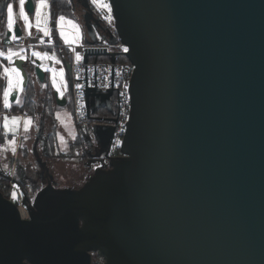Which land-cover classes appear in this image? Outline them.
Masks as SVG:
<instances>
[{
    "label": "water",
    "instance_id": "95a60500",
    "mask_svg": "<svg viewBox=\"0 0 264 264\" xmlns=\"http://www.w3.org/2000/svg\"><path fill=\"white\" fill-rule=\"evenodd\" d=\"M107 2L135 67L123 156L41 188L30 219L0 191V264H264V0ZM12 65L26 87L25 60Z\"/></svg>",
    "mask_w": 264,
    "mask_h": 264
},
{
    "label": "built area",
    "instance_id": "2783aa9c",
    "mask_svg": "<svg viewBox=\"0 0 264 264\" xmlns=\"http://www.w3.org/2000/svg\"><path fill=\"white\" fill-rule=\"evenodd\" d=\"M92 2V1H91ZM94 4V3H93ZM98 15L106 25L115 32V21L110 8L104 5L94 4ZM55 30V28H49ZM117 36V35H116ZM74 43L65 44L55 34L40 33L23 35L14 43L16 49H70V105L74 123L79 129L87 126H95L103 123L100 120L98 109L101 107V100L105 94L112 91L109 102L114 108L110 113L109 124L114 128L111 137V144L108 151L110 158L123 156L122 144L131 113L130 81L134 73V65L123 62L122 57L127 48L120 42L115 44L109 42L87 43L83 40L79 30L73 33ZM0 39V49L5 48ZM111 53H115L116 60L113 62ZM91 94L87 96V89ZM94 103L96 109H92ZM98 106V107H97ZM17 191L18 198L14 203L19 209L22 219H30L28 207L23 202L21 193Z\"/></svg>",
    "mask_w": 264,
    "mask_h": 264
},
{
    "label": "rangeland",
    "instance_id": "374dc122",
    "mask_svg": "<svg viewBox=\"0 0 264 264\" xmlns=\"http://www.w3.org/2000/svg\"><path fill=\"white\" fill-rule=\"evenodd\" d=\"M26 1V0H25ZM23 0L20 2V6L16 9L13 4L8 5L7 8V25L9 28H13L15 21H20V23L24 26V31L29 32L30 35L33 34L35 31L42 30L46 31L48 26L50 25L52 14L50 10V4L48 0H36L35 4V11L33 13H28L25 11L23 4H25ZM92 3L98 5H104L108 8L109 4L107 0H91ZM65 14V15H64ZM67 13H63L59 15L56 21L57 29L59 30V34L66 39L65 44L74 43L73 33L76 30H79L82 33L80 27H75L73 22L69 20V16ZM71 17V16H70ZM72 18H77L76 14L73 15ZM81 17L79 16V22ZM71 21V22H70ZM76 28V29H75ZM3 42V40H2ZM63 50H67L62 48ZM13 56H19L20 58L24 59L27 66L29 63L34 66L35 60H39L41 62L42 69L48 73V81L47 83L41 82L42 85L47 87H53L55 91L59 93L60 97L69 96L71 98V91H70V79L68 77V70L69 65L66 67L63 64V60L60 59L59 56L53 55L51 52L47 51V49H16L13 46L5 49H0V61L3 59H9ZM50 61L52 62V66H50ZM1 64V63H0ZM5 77L7 78V85L4 90V94L2 97L1 103L6 104L9 106L11 94L13 91H18V102H21L22 98L25 96V91L23 89V78L22 73L20 70L16 69L14 65L12 68H6L3 71ZM34 84L37 83L36 79L33 78ZM15 88V89H14ZM43 88V87H42ZM10 103V104H9ZM6 106V107H7ZM38 110V109H36ZM56 114L57 121L55 122L54 115L51 118H47V128L52 125L53 133L56 137V143L59 148H57V153H59L62 157L57 160L56 171L58 178L60 180V185H73L75 187H80L85 179L86 176L89 174V171H86V167L84 166V162L81 160H76L74 157L73 152V142L77 137V132H79L76 128V125L73 120L72 116V109L69 106H64L57 108L54 112ZM1 119L0 118V131H12V125L17 127L20 130V118L17 119L16 116L8 117V119L4 118L2 126L4 129L1 128ZM32 122V121H30ZM29 122V123H30ZM24 124H22L23 126ZM21 126V127H22ZM30 128V127H29ZM24 131L26 134L25 136L28 137L26 141L29 142L27 145L31 146L33 140V132L29 133L30 130ZM48 130V129H46ZM3 136L0 133V140H3ZM5 140L11 144V146L15 145L16 138L15 137H5ZM58 141V142H57ZM42 147V145H41ZM93 173V172H92ZM90 173L89 175H91ZM74 175L75 179H71L70 176ZM85 177V178H84ZM17 187H14L11 190L14 199L18 198V194L16 191Z\"/></svg>",
    "mask_w": 264,
    "mask_h": 264
},
{
    "label": "flooded vegetation",
    "instance_id": "af4514ba",
    "mask_svg": "<svg viewBox=\"0 0 264 264\" xmlns=\"http://www.w3.org/2000/svg\"><path fill=\"white\" fill-rule=\"evenodd\" d=\"M75 3L77 5L80 4V2L78 1H76ZM23 35L26 34H24L23 32L22 36ZM18 38H16L13 43ZM60 59L63 60L62 62L65 66L69 65L70 59H68V56L65 55L64 57H60ZM29 70L34 71L33 65L30 68H28L27 66L28 75ZM69 76L70 75H68V77ZM48 79V73L46 72L45 83L49 82ZM37 81L38 82L34 84L32 77L29 75L28 84L30 85L31 90L25 92L26 94H24V100L27 97L33 102V115L35 117L42 116L37 124L36 130L33 132L31 148H29L28 151H24L22 153L20 152L21 157L15 158V156H7L3 159H0V191L6 198L14 202V196L12 195L11 190L14 187H17L16 190L21 193L23 202L25 204L24 194L20 191V189H22V191L25 192L28 198L26 199L27 204H25L27 207L33 205L37 193L41 188L47 186L49 183H52L57 188L63 189L75 187L73 185H60L56 166L57 160H59L62 156L57 153V148L59 147L56 143L57 139L54 134L55 132L53 133L52 130L53 126L50 125L47 128L46 118H51L54 115L56 109L60 108L55 100V89L53 87L46 88V86L44 89L41 87L42 84L38 80V78ZM110 105H107V102L103 97L101 100V107L98 109L97 113L100 120H103V123L95 126L90 125L83 129H79L76 126L79 132H77V137L73 142V152L75 154L74 157L76 160H81L84 162L83 164L86 167V171H89V174L94 172V169L100 165V160L104 159L108 166L109 160L112 159L108 155L112 135H107L102 131L95 133L96 126H111L108 123L111 118L109 114L114 113V108ZM6 106V104H3V106L0 107L1 113L3 109L8 110V108L10 107V105L7 107ZM89 174L86 176L87 179H85L84 182H86L93 173L91 175ZM70 177L71 179H75L74 175ZM15 182H18L20 187H18ZM94 261L102 262V259L97 258L96 255H94Z\"/></svg>",
    "mask_w": 264,
    "mask_h": 264
},
{
    "label": "trees",
    "instance_id": "16d2710c",
    "mask_svg": "<svg viewBox=\"0 0 264 264\" xmlns=\"http://www.w3.org/2000/svg\"><path fill=\"white\" fill-rule=\"evenodd\" d=\"M20 0H0V36L3 38L7 28V8L8 5L13 4L15 8H18ZM50 4V10L52 14V19L50 22L51 26L57 27V18L63 13H67L69 20L73 22L75 27H80L82 30V37L85 42L98 43V42H109L115 44L118 42L117 36L112 32V30L106 25L104 20L98 15L94 4L91 0H48ZM80 2L77 5L75 2ZM36 4V0H34ZM77 18H72L73 15ZM65 15V14H64ZM71 16V17H70ZM79 16L81 17L80 22ZM70 21V22H71ZM3 34V35H2ZM114 38V39H113ZM115 41V42H114ZM62 52V50H60ZM59 51V54H61ZM70 49L65 51V55L70 59L71 53ZM63 53V52H62ZM64 55V56H65ZM62 56V54L60 55ZM123 62H129V59L126 56L122 57ZM3 62H8V59H3L0 61V67H2ZM26 92L30 91V85H27L25 89ZM33 102L27 97L23 101V104L20 106V111H23L26 114L33 115Z\"/></svg>",
    "mask_w": 264,
    "mask_h": 264
},
{
    "label": "crops",
    "instance_id": "0c3cea01",
    "mask_svg": "<svg viewBox=\"0 0 264 264\" xmlns=\"http://www.w3.org/2000/svg\"><path fill=\"white\" fill-rule=\"evenodd\" d=\"M23 1H25V0H23ZM20 2H21V0L19 1V6H20ZM15 23H19L20 24V26H21L24 34L30 35L29 32H25L24 31V26L20 23V21H15L14 24ZM7 28L8 29H11V28H9L8 25H7ZM49 28H55V30H52V29L50 30ZM6 32H5V35H6ZM50 32H52V34H55V36L60 41H62L63 43H65L66 39H64L63 36H61L59 34V30L57 29V27H54V26H51V25L48 26V28H47L46 31L38 30V31H35L33 34L50 33ZM1 37L2 36H0V39L3 40L5 36L3 38H1ZM10 47H12V46H10ZM10 47H7L6 46L5 49H8ZM64 49H67V48H64ZM60 50H62L63 53ZM47 51L51 52L53 55H56V56H59V57H64L66 50L58 49L57 51H54V50H51V49H47ZM59 51L62 54V56H60L61 54H59ZM30 67H32L31 64L28 65V68H30ZM5 69H6L5 67H0V107L3 106V104L1 103V101H3L2 100V97H3L4 90H5L6 85H7V78L5 77V75L3 73V71ZM29 75L32 77V79L35 78L36 81H37L35 72L33 70H31V71L29 70ZM41 87H43L45 89V86L44 85H41ZM26 88H27V86L26 87H23V89H24L25 92H26V90H25ZM64 97L67 99V104L65 106H69L71 108L69 96L67 95V96H64ZM17 99H18V97H17ZM23 101H24V97L22 98L21 102H18L17 100L15 102H10L11 104L9 103L10 104V107L8 108V110H5V109L2 108L3 109L2 110V113L0 112V118L2 117V119H1V126L3 124L4 118L8 119V117L16 116V118L17 119L20 118V121H21L20 130H18L17 127H15L14 125H12L13 126L12 127V131H6V130L0 131L1 135L4 138L3 140H0V159H3L4 157H7V156H10V157L11 156H15V158L16 157L17 158L18 157H21V153L22 152L28 151L29 148H31V146L27 145L31 140H29V142L26 141L28 139V137L25 136L26 133L24 131H28L27 129L29 127H30L29 130L31 129L29 133H32L33 130L35 131L36 130V127H37V124L40 121V119L42 118V116H40V117L36 116L35 117L34 115L26 114L23 111H20V106L23 104ZM60 107H64V106H60ZM53 119H55V122L57 121L56 114H54V118ZM30 121H32V122H30ZM22 124H24V125L22 126ZM1 128L4 129V126H2ZM5 137L6 138H8V137H15L16 138L15 145L14 146H11V144L5 140Z\"/></svg>",
    "mask_w": 264,
    "mask_h": 264
}]
</instances>
